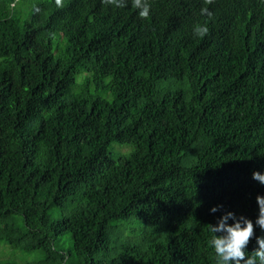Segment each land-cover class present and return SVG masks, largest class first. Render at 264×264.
Listing matches in <instances>:
<instances>
[{
    "label": "trees",
    "instance_id": "obj_1",
    "mask_svg": "<svg viewBox=\"0 0 264 264\" xmlns=\"http://www.w3.org/2000/svg\"><path fill=\"white\" fill-rule=\"evenodd\" d=\"M147 2L0 0V264H216L227 212L258 248L264 0Z\"/></svg>",
    "mask_w": 264,
    "mask_h": 264
},
{
    "label": "clouds",
    "instance_id": "obj_2",
    "mask_svg": "<svg viewBox=\"0 0 264 264\" xmlns=\"http://www.w3.org/2000/svg\"><path fill=\"white\" fill-rule=\"evenodd\" d=\"M103 3L113 5L117 8L127 7V0H102ZM212 0H206V4H210ZM58 7L62 6V0H55ZM132 6L139 10V16L148 18L150 16L151 5L147 0H132ZM12 7H15L13 4ZM33 13H39L40 9L36 5L32 6ZM201 15L212 16V13L207 7L201 9ZM194 35L203 38L209 29L207 24H197L194 29ZM252 179L259 184L264 185V174L259 171L252 173ZM256 203L259 209L258 218L255 224L264 231V196H256ZM222 206H217L210 209L215 213ZM232 220L231 225L228 221ZM209 232L212 234L209 240L210 246L214 249L216 255V264H264V237H257L256 242L258 248L248 255L246 252L247 245L254 235L253 222L243 216L237 217L232 212H227L219 218L216 225H206ZM219 233L220 235H217Z\"/></svg>",
    "mask_w": 264,
    "mask_h": 264
},
{
    "label": "rangeland",
    "instance_id": "obj_3",
    "mask_svg": "<svg viewBox=\"0 0 264 264\" xmlns=\"http://www.w3.org/2000/svg\"><path fill=\"white\" fill-rule=\"evenodd\" d=\"M108 150L111 153L112 157L114 158V157H116L118 155H127L130 152L131 147L128 146V145H119L117 143H111L109 145V147H108ZM48 215H49L50 218L55 219V218H57L59 216L58 215V210L55 207H52V208L49 209ZM65 237H61L62 239L59 240V242H58V245L61 244L60 246H62V248H64V249H66L70 245L68 237H67V239H65ZM0 246H2V244ZM6 248L11 252V254H16L15 257L19 261H21V264H23V262H26V261L35 260L39 256L38 252H32V253H28V254L22 255L19 252H14L13 253L8 247H6ZM18 263H15V264H18Z\"/></svg>",
    "mask_w": 264,
    "mask_h": 264
}]
</instances>
